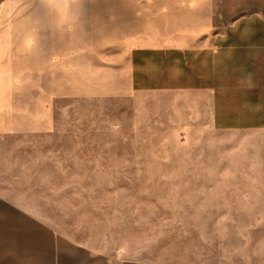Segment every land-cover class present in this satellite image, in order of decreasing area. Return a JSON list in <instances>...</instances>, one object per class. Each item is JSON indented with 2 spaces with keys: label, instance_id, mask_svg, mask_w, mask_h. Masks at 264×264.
<instances>
[{
  "label": "rangeland",
  "instance_id": "1",
  "mask_svg": "<svg viewBox=\"0 0 264 264\" xmlns=\"http://www.w3.org/2000/svg\"><path fill=\"white\" fill-rule=\"evenodd\" d=\"M185 0H0V182L61 234L140 264H264V220L222 181L227 138L139 94L128 54Z\"/></svg>",
  "mask_w": 264,
  "mask_h": 264
},
{
  "label": "crops",
  "instance_id": "2",
  "mask_svg": "<svg viewBox=\"0 0 264 264\" xmlns=\"http://www.w3.org/2000/svg\"><path fill=\"white\" fill-rule=\"evenodd\" d=\"M164 43L128 54L126 87L187 102L227 138L219 168L249 218L264 220V0H185ZM0 182V264H140L61 234Z\"/></svg>",
  "mask_w": 264,
  "mask_h": 264
}]
</instances>
